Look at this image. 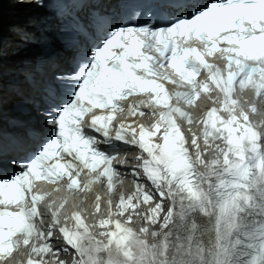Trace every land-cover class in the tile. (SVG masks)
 <instances>
[{"label": "snow or ice", "instance_id": "6c2138e0", "mask_svg": "<svg viewBox=\"0 0 264 264\" xmlns=\"http://www.w3.org/2000/svg\"><path fill=\"white\" fill-rule=\"evenodd\" d=\"M10 2L35 12L46 7L43 0ZM153 2L165 10L164 20L157 21L152 13L143 19L145 13L138 11L140 19L106 23L100 43L73 69L70 102L56 105L54 118L47 120L52 134L29 162L13 157L7 162L11 174L0 173V264L20 248L28 249L25 264H264V124L250 120L256 105L264 106V0ZM3 3L0 0V124L6 103ZM30 22L40 23L38 17ZM17 35L47 47L36 33ZM213 58L223 61V68L210 63ZM39 72V63L26 70L24 85L34 87ZM202 73L205 78L197 79ZM213 89L220 93L219 107L196 121L201 126L197 134L186 109L195 107L202 94L215 104ZM237 89L241 94L252 91L247 109L241 105L248 101L233 98ZM12 90L24 94L23 85L14 84ZM130 97L140 99L132 103ZM125 102L127 116L116 123L124 116ZM146 115L153 120L149 126L135 119L126 122ZM14 125L22 127L23 122ZM115 142L134 146L139 154L131 170L134 191L126 199L121 195L113 212L111 195L121 177L113 162L124 151ZM100 144L113 150H101ZM208 150L214 155L205 160ZM140 177L153 190L137 182ZM95 184L105 185L109 194L105 218L92 225L102 229V240L91 234L78 211L69 217L72 227L61 226L66 197L55 210L54 202L46 205L50 223L46 229L37 227L36 221L45 218L39 206L51 195L38 185L52 186V193L74 194L88 193ZM142 206L147 210L141 212ZM100 212L97 195L92 215ZM134 216L161 230L172 227L149 244L141 236L156 241L160 234L149 232V227L135 231L130 226ZM54 236L61 248L52 247ZM69 252L70 261L59 259ZM49 256L51 262L45 259Z\"/></svg>", "mask_w": 264, "mask_h": 264}, {"label": "bare ground", "instance_id": "6f19581e", "mask_svg": "<svg viewBox=\"0 0 264 264\" xmlns=\"http://www.w3.org/2000/svg\"><path fill=\"white\" fill-rule=\"evenodd\" d=\"M34 15L33 10L25 9L20 6H17L10 2V0H7V3L3 10V60H4V66H5V85L7 84V79L9 78L7 76V73L13 72L14 69H18L17 63L19 61H22L25 57V55L22 54L19 50L22 49V45L25 44L24 41L20 40L17 33L21 31H28L36 33L37 27L34 26L32 22H30L31 17ZM19 51L18 54L16 52ZM6 52V55H5ZM36 53H33V57ZM68 56L67 53L64 55V57L59 55V63H61L62 66L65 67V63ZM12 76L14 74H11ZM21 79L24 82V76L21 75ZM23 85V96H18L14 92H6L5 91V97H6V103L4 105V111L7 112V118L8 120L14 116V111L17 108L18 104L20 102H24L25 100H31L35 99V95L37 94L35 90L30 89L29 86ZM32 112L28 115H19V120L25 124L24 128H21L18 133L20 135V138H25V128L28 125H34L36 127L41 125V119L37 112L31 108ZM7 121V120H6ZM4 121V125H7V122ZM8 126V125H7ZM165 211L167 210L166 206L164 207ZM155 231L158 232L160 235L157 238L156 241H151L149 244L158 242V240L161 238V231H168L172 226L169 225V229L161 230L159 225L154 226Z\"/></svg>", "mask_w": 264, "mask_h": 264}]
</instances>
